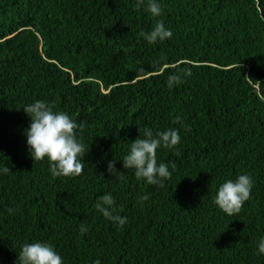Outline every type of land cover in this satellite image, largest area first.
<instances>
[{"label": "trees", "instance_id": "trees-1", "mask_svg": "<svg viewBox=\"0 0 264 264\" xmlns=\"http://www.w3.org/2000/svg\"><path fill=\"white\" fill-rule=\"evenodd\" d=\"M160 3L153 17L147 0H0V264L34 242L64 264H264V0ZM159 21L173 36L148 44ZM35 101L79 125L81 175L31 158L23 109ZM146 127L181 136L157 150L172 171L163 187L122 167ZM241 174L251 198L229 216L214 197ZM107 193L123 227L95 208Z\"/></svg>", "mask_w": 264, "mask_h": 264}, {"label": "clouds", "instance_id": "clouds-1", "mask_svg": "<svg viewBox=\"0 0 264 264\" xmlns=\"http://www.w3.org/2000/svg\"><path fill=\"white\" fill-rule=\"evenodd\" d=\"M145 0H137V6H141ZM147 11L153 17L162 15L160 0H147ZM148 44H156L171 39L173 33L166 28L162 21L157 22L150 32L141 33ZM190 76L189 69L183 70ZM179 74L168 77V87L172 88L181 83ZM30 118L28 127L24 130L26 146L33 160H44L50 165L53 177H75L83 172V157L86 152L83 143L77 137L79 125L67 113L53 111L52 107L44 101H35L23 109ZM142 139H135L130 143L128 154L122 160L124 169H135L138 180H144L151 185L163 187L164 181L172 176L169 165L158 163L157 150L161 148H175L180 141L179 132L168 129L163 132L153 133L150 128H145ZM115 162H109L107 171L110 174H119ZM175 165H172L174 170ZM4 173L10 172L8 167L2 169ZM253 180L248 174H241L235 180L223 182L214 197V204L225 214L231 216L238 214L251 198ZM141 202L147 200V196L140 198ZM95 208L109 221L123 227L127 223V217L117 212L116 201L110 194L99 197ZM87 228L81 226V233H86ZM258 254L264 255V237L257 246ZM20 264H64L61 255L54 247L44 242L25 243L21 246L19 254ZM99 264V262H97Z\"/></svg>", "mask_w": 264, "mask_h": 264}]
</instances>
